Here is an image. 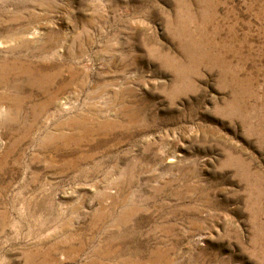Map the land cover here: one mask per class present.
I'll use <instances>...</instances> for the list:
<instances>
[{
    "label": "rangeland",
    "instance_id": "1",
    "mask_svg": "<svg viewBox=\"0 0 264 264\" xmlns=\"http://www.w3.org/2000/svg\"><path fill=\"white\" fill-rule=\"evenodd\" d=\"M0 264H264V0H0Z\"/></svg>",
    "mask_w": 264,
    "mask_h": 264
}]
</instances>
